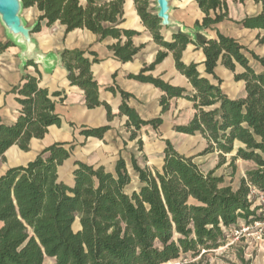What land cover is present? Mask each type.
<instances>
[{
    "label": "trees",
    "instance_id": "1",
    "mask_svg": "<svg viewBox=\"0 0 264 264\" xmlns=\"http://www.w3.org/2000/svg\"><path fill=\"white\" fill-rule=\"evenodd\" d=\"M195 1L205 16L202 23L196 24L198 28L207 29L228 19V0ZM234 1L244 3L245 0ZM22 2L24 9L35 7L41 13L33 33L40 32L42 23L46 22L48 27L60 23L67 33L86 29L101 39L111 37L118 42L110 49L124 63L132 61L144 47L133 44L132 39L139 32L121 28L125 21V0L103 4L99 0ZM133 2L144 27L165 50L159 51L154 63L130 78L154 85L165 93L160 101L163 113L169 110L174 98L191 101L194 117L187 125L176 126L174 130L189 136L201 135L206 148L197 156H186L166 141L160 168L143 169L133 160L141 188L129 195L126 188L131 184V176L123 159L117 162L115 173L76 162L73 185L60 181L58 170L71 157L75 146L53 144L33 162L9 169L0 177V222L3 224L0 264H46L47 260L52 264H169L188 254L194 259L201 258L189 264H203L205 254L223 246L227 231L240 220L252 225L262 219L264 208L261 202L251 201V197L254 191L264 194V72L256 73L247 53L263 69L264 57L219 32L217 38L204 44L179 32H174L167 41L165 34L169 29L161 26L150 9V0ZM241 23L247 29L264 30V12ZM190 45L203 51L205 76L200 73L199 64L184 63V52ZM12 46V42H0V54ZM169 53L173 54L177 70L189 80L194 93L146 75ZM61 60L70 84L84 92L86 106L89 109L104 106L112 120L111 107L99 101V85L91 71L94 64L100 63L97 54L66 50ZM220 62L234 74L238 66L243 69L234 79L244 82V98L231 99L224 93L222 81L215 75ZM37 74L40 76L38 70ZM207 76H212L217 84ZM109 90L117 92L114 87ZM119 92L123 97L120 115L128 118L126 127L131 131V140L137 139L144 127L156 130L163 124L162 118L140 119L126 103L131 95ZM14 93L19 95L21 115L13 126L0 124V159L14 145L28 151L33 138L43 139L50 126L61 125L53 100L61 93L51 95L39 87L38 77L26 75ZM109 129V126L85 129L82 135L103 139ZM138 144L142 151L143 141L139 140ZM215 153L219 158L217 169L227 162L228 155L234 170L238 160L254 164L237 190L224 186V179L215 175L216 170L205 173L195 162L197 157ZM259 212L261 218L257 216ZM74 226L80 228L76 230Z\"/></svg>",
    "mask_w": 264,
    "mask_h": 264
},
{
    "label": "crops",
    "instance_id": "2",
    "mask_svg": "<svg viewBox=\"0 0 264 264\" xmlns=\"http://www.w3.org/2000/svg\"><path fill=\"white\" fill-rule=\"evenodd\" d=\"M111 1L99 0V3ZM227 6L228 19L207 29L196 26L197 23H202L205 16L195 0H175L171 17L187 29L192 30L193 36L189 37L198 44H204L208 40L217 38L219 32L226 37L235 39L257 56L264 57V43H260L261 40L264 41V30L247 29L241 23L246 18L261 15L264 12V2L256 3L254 0H245L244 3H241L228 0ZM28 9L31 11V16L25 17L23 13L26 9H24L21 17L24 19L26 27L30 28L38 22L41 13L35 7ZM124 20L121 28L139 32V35L133 37V44L136 47L144 46L130 62H121L111 51L110 48L118 42L116 39L111 37L101 39L100 36L86 29H77L67 33L66 27L60 23L48 27L46 22L42 23L40 32L31 34V39L34 40L37 50L44 57L40 64H28L25 67L20 58L24 47L18 45L13 44L12 47L0 54V124L13 126L18 121L22 107L18 102L19 95L15 94L14 90L23 83L26 75L38 77L39 87L47 89L51 95L61 93L60 97L53 98L55 113L61 118V125L50 126L43 139L33 138L28 151L21 150L17 145L9 148L4 154V159H0V177L9 169L26 166L33 162L53 144L66 143L73 144L75 147L71 157L58 170L60 181L73 185L76 162H83L95 168L103 167L107 172L115 173L117 162L123 159L131 181L134 177L140 184L139 175L133 168V160L143 169L160 168L164 163L166 141H170L180 154L183 151H188L193 142L201 145V152L206 148L207 143L201 135L189 136L174 130L176 126L187 125L194 117L195 109L191 101L185 98H174L170 101L169 110L163 113L160 101L165 93L154 85L130 78L131 75H138L145 67L154 63L159 51L165 49L154 42L151 32L144 27L133 0H125ZM168 29L169 31L165 34L167 41L171 40L174 32L180 33L177 28ZM0 42H11L1 21ZM125 42L126 38H123L122 43ZM66 50L97 54L100 63L94 64L91 71L99 85V101L111 107L114 116L112 120H109L107 109L104 106L89 109L86 106L84 92L79 87L70 84L68 72L61 60V55ZM247 56L256 73L264 72L258 61L252 59L248 53ZM183 60L185 64H199L200 73L205 76L203 66L205 57L201 49H196L193 45L188 46L184 52ZM37 70L40 76L37 74ZM242 72L243 69L238 66L236 73ZM235 74L226 69L221 62L215 69L216 77L222 81L221 88L224 93L231 99L244 98L246 96L245 84L242 81L236 82ZM146 75L160 78L171 86L187 90L190 94L194 93L189 80L177 70L172 53H169L167 58L155 67L154 71L148 72ZM207 77L217 84L212 76ZM111 87L115 88L116 94L109 90ZM120 90L131 95L126 103L136 111L140 119L151 121L162 118L163 124L156 130L151 126L144 127L139 132L138 138L131 140V131L126 127L128 118L120 115V106L123 103ZM105 126H109L110 129L105 133L103 139L86 138L82 135V131L85 129ZM139 140L143 141L142 151L138 144ZM202 157L217 159L218 154ZM2 225L0 222V228Z\"/></svg>",
    "mask_w": 264,
    "mask_h": 264
},
{
    "label": "rangeland",
    "instance_id": "3",
    "mask_svg": "<svg viewBox=\"0 0 264 264\" xmlns=\"http://www.w3.org/2000/svg\"><path fill=\"white\" fill-rule=\"evenodd\" d=\"M150 9L156 13V0H150ZM29 9L24 10L23 15L29 18L31 15ZM194 141V140H193ZM201 145L194 143L188 151H183L182 154L186 156H197L201 152ZM214 157H197L195 162L200 166L203 172L208 173L211 170H216L215 175L223 177L224 186H231L233 190H237L240 186L242 178L245 177L246 172L254 167L253 163H247L242 160L236 162V169L234 170L231 164V155L227 156V162L217 169L219 158ZM153 170V169H152ZM140 189V184L137 179L132 178L131 184L126 188V193L132 195ZM251 201L255 204L260 202V197L253 193ZM261 218V213H257ZM257 221L258 225H247L244 220H240L236 227H232L227 231V240L225 244L216 250H212L205 254L203 264H264V222ZM247 226L253 228L246 233L241 230ZM80 226H74L77 230ZM178 236H175L177 238ZM204 253V252H203ZM201 258L196 259L191 257V254L183 255L180 259L172 261L169 264H182L198 262ZM51 260H47L46 264H52Z\"/></svg>",
    "mask_w": 264,
    "mask_h": 264
},
{
    "label": "water",
    "instance_id": "4",
    "mask_svg": "<svg viewBox=\"0 0 264 264\" xmlns=\"http://www.w3.org/2000/svg\"><path fill=\"white\" fill-rule=\"evenodd\" d=\"M174 2L175 0H156L157 11L155 14L161 21V26L164 28H177L181 34L192 37V30L172 19L171 12ZM23 10L22 0H0V21L6 29L11 42L14 45L24 47L20 58L26 67L29 63L40 64L44 57L37 50L34 40L31 39V34L34 32L38 22L30 28L26 27V23L21 17Z\"/></svg>",
    "mask_w": 264,
    "mask_h": 264
},
{
    "label": "built area",
    "instance_id": "5",
    "mask_svg": "<svg viewBox=\"0 0 264 264\" xmlns=\"http://www.w3.org/2000/svg\"><path fill=\"white\" fill-rule=\"evenodd\" d=\"M255 192H256V194L260 197L261 205H262L263 208H264V194H263V193H259L258 191H255ZM261 221L264 222V212H263V214H262V219H261ZM261 221H260V222H261ZM254 224L258 225V222H255ZM252 228H253V226H247V227L243 228V229L241 230V232H243V233L249 232Z\"/></svg>",
    "mask_w": 264,
    "mask_h": 264
}]
</instances>
